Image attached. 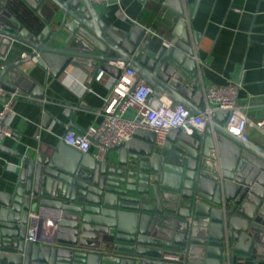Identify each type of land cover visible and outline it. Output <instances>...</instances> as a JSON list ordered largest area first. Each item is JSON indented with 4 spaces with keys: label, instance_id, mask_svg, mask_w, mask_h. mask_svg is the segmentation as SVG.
<instances>
[{
    "label": "water",
    "instance_id": "water-1",
    "mask_svg": "<svg viewBox=\"0 0 264 264\" xmlns=\"http://www.w3.org/2000/svg\"><path fill=\"white\" fill-rule=\"evenodd\" d=\"M26 6L35 14L24 20ZM168 6L179 15L173 37L168 46L153 48L144 26L108 24L91 0H0V53L17 42L23 55L1 68L0 86L44 99L48 75L57 78L79 66L90 75L104 71L118 78L121 65L128 64L154 87V95L202 114L184 3L168 0ZM28 63L33 67L25 70ZM64 113L73 110L65 107ZM202 115V133L173 128L157 144L154 131L138 128L102 160L63 139L32 155L0 143V151L21 158L14 190L0 192V264H225L233 254L264 258V148L228 130V111ZM33 224L40 227L37 243L25 239ZM46 227L51 231L41 238Z\"/></svg>",
    "mask_w": 264,
    "mask_h": 264
},
{
    "label": "crops",
    "instance_id": "crops-1",
    "mask_svg": "<svg viewBox=\"0 0 264 264\" xmlns=\"http://www.w3.org/2000/svg\"><path fill=\"white\" fill-rule=\"evenodd\" d=\"M183 3L200 88L203 90L210 84H240L239 105L251 120L261 118L264 112V0H183ZM95 7L108 24L126 29L135 24L144 26L153 48L163 45L162 38L173 37V29L179 19L177 12L168 6V0H122L121 6ZM34 14L27 6L24 13H20L24 20ZM20 46L14 42L4 56L0 53V70L23 56L17 50ZM3 49L0 45L1 52ZM32 67L28 63L24 69ZM101 72L103 75L99 80L97 76ZM114 78L104 71L90 75L79 66H71L57 78L48 75L44 99L17 88L21 96L13 104L16 112L14 133L2 144L23 155H32L41 148L57 146L70 122L75 125L70 129L77 131L100 124L102 115L99 110L110 94ZM158 97L154 95L153 99ZM150 104H153L151 100ZM65 107L72 109L73 113H64ZM135 113L130 109L127 116ZM247 134L248 139L264 148V134L256 127L248 126ZM110 154L116 155V152ZM20 163L21 158L16 155L0 151L1 193L14 190ZM44 234L42 232L41 238ZM225 264H264V258L233 254L232 260L227 259Z\"/></svg>",
    "mask_w": 264,
    "mask_h": 264
},
{
    "label": "built area",
    "instance_id": "built-area-1",
    "mask_svg": "<svg viewBox=\"0 0 264 264\" xmlns=\"http://www.w3.org/2000/svg\"><path fill=\"white\" fill-rule=\"evenodd\" d=\"M91 1L95 5L105 7L111 4L121 6L122 0ZM162 42L163 45H169V40L166 38H162ZM121 67L122 73L118 78L113 79L110 94L105 99L102 109L99 110L102 115L101 123L96 126L91 125L82 131L68 129L62 136L67 145L82 152H89L102 160L108 149L131 139L138 128L154 131L156 143L162 144L169 130L173 128H181L191 135L202 133L207 127L202 114L211 117L219 111H228L225 125L234 135L247 140V128L250 125L264 134V112L261 118L251 120L238 103L240 84L204 86L203 113L196 114L185 105L161 94H158V107H152L150 97L154 95V87L128 64ZM102 75L103 72L97 78L100 80ZM20 96L19 91H8L0 86V143L14 133L13 121L16 118V112L13 104ZM130 109L136 112L133 116H127ZM29 216L32 219L37 218L36 212H30ZM46 229H44L43 238L50 233ZM39 230L38 225H30L27 229L26 241L37 243Z\"/></svg>",
    "mask_w": 264,
    "mask_h": 264
}]
</instances>
